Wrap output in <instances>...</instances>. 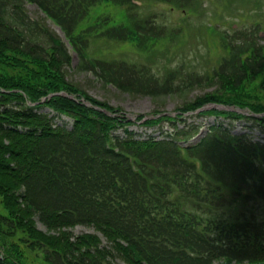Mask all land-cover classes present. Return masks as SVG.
<instances>
[{
	"label": "trees",
	"instance_id": "trees-1",
	"mask_svg": "<svg viewBox=\"0 0 264 264\" xmlns=\"http://www.w3.org/2000/svg\"><path fill=\"white\" fill-rule=\"evenodd\" d=\"M136 1L187 10L198 0H0V264H264V218L245 205L264 203V143L251 134L264 132V117L212 110L198 115L215 118L204 125L185 116L208 103L264 113L262 29L226 33L219 65L181 83L180 69L161 74L90 56L104 49L98 43L144 49L178 36L180 29L131 14L80 29L95 5L132 10ZM26 4L64 37L29 17ZM73 72L154 102L202 82L214 90L183 102L176 118L144 122L165 139H137L129 127L138 122L72 82ZM59 92L76 99L49 97ZM63 116L70 127L57 123ZM236 122H246L243 131ZM203 126L202 138L187 144ZM77 226L95 232L76 235Z\"/></svg>",
	"mask_w": 264,
	"mask_h": 264
},
{
	"label": "rangeland",
	"instance_id": "rangeland-1",
	"mask_svg": "<svg viewBox=\"0 0 264 264\" xmlns=\"http://www.w3.org/2000/svg\"><path fill=\"white\" fill-rule=\"evenodd\" d=\"M25 11L29 17L41 22L45 28L63 37L59 28L46 19L37 6L26 4ZM129 11L131 15L138 16V18L155 16L159 23L166 24L168 29H180V33L177 37H167L156 42L153 47L144 49L130 43H98L97 46L104 49H100V53L90 56L106 58L109 61H125L136 66H151L161 74H164L168 69H180L181 78L176 81L179 83L188 79L192 73H211L219 65L221 58L226 53L221 45V37L224 36V33L230 34L236 30L251 29L257 24H260L261 29L264 30V0H198L187 10L172 9L161 3L145 2L138 5L137 9ZM125 12V8L102 3L91 10L82 26L91 24L106 15L111 16L117 23H123L125 18L123 13ZM262 35L264 36V34ZM69 78L72 82H78L91 96L108 101L112 106L122 109V112L130 116L153 114L155 111L173 112L183 102L214 90L213 87L208 86L209 84L202 82L195 84L189 90L177 91L172 96L161 97L154 102L150 96L133 98L128 94L121 93L115 87H103L89 73L73 72ZM44 111L48 110L44 109ZM192 120L207 124L212 123L214 118L195 117ZM56 121L59 124L67 123L68 126L72 124L66 116ZM239 124L245 125L246 122ZM247 124L253 123L247 122ZM132 129L138 132L142 130L139 126H132ZM237 130H241L238 125ZM254 134L257 139L264 141V135L259 131H255ZM245 205L249 214L264 218V203L262 201L251 199ZM0 213L5 214L1 199ZM38 226L45 229L40 223ZM94 232L92 228L85 226H77L74 229L76 235ZM36 263L45 264L40 259H37Z\"/></svg>",
	"mask_w": 264,
	"mask_h": 264
},
{
	"label": "water",
	"instance_id": "water-1",
	"mask_svg": "<svg viewBox=\"0 0 264 264\" xmlns=\"http://www.w3.org/2000/svg\"><path fill=\"white\" fill-rule=\"evenodd\" d=\"M58 95H64V96H68V94L66 92H61V93H55V94H51V96H58ZM210 109H227V110H234L233 108H228V107H225V106H220V105H217V104H210V105H207L205 106L204 108L200 109L199 111H203V110H210ZM241 113V112H240ZM168 113L164 114V115H167Z\"/></svg>",
	"mask_w": 264,
	"mask_h": 264
}]
</instances>
